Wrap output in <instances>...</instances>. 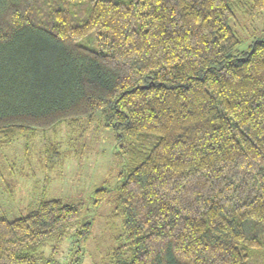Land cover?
<instances>
[{
    "label": "trees",
    "instance_id": "trees-1",
    "mask_svg": "<svg viewBox=\"0 0 264 264\" xmlns=\"http://www.w3.org/2000/svg\"><path fill=\"white\" fill-rule=\"evenodd\" d=\"M261 15L264 0H0V146L99 114L126 160L101 264H264V39L233 28ZM41 157L47 183L59 144ZM81 217L55 198L0 213V264H66L47 244Z\"/></svg>",
    "mask_w": 264,
    "mask_h": 264
},
{
    "label": "rangeland",
    "instance_id": "rangeland-1",
    "mask_svg": "<svg viewBox=\"0 0 264 264\" xmlns=\"http://www.w3.org/2000/svg\"><path fill=\"white\" fill-rule=\"evenodd\" d=\"M233 28L247 43L264 39V15L253 20L240 17ZM45 142L59 144L62 151V161L49 174L47 183L41 157ZM117 149L115 134L103 126L99 114L88 126L81 122L78 128L71 129L62 123L55 129L35 130L32 140L19 137L0 146V169L10 186L8 192L0 185V213L9 219L17 218L40 201L52 198L80 205V220L58 244L52 242L47 246L57 247V261L69 263L80 247V261L75 264H101L121 242L123 234L122 220L114 215L113 195L118 176L127 163ZM101 187L109 195L95 207L93 192ZM87 220L91 223L89 234L78 239L76 233ZM49 253L47 248L44 254Z\"/></svg>",
    "mask_w": 264,
    "mask_h": 264
}]
</instances>
